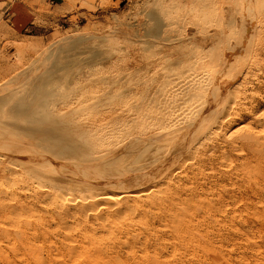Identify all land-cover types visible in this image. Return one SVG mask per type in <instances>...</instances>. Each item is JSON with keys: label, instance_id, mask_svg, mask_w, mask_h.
<instances>
[{"label": "bare ground", "instance_id": "1", "mask_svg": "<svg viewBox=\"0 0 264 264\" xmlns=\"http://www.w3.org/2000/svg\"><path fill=\"white\" fill-rule=\"evenodd\" d=\"M183 1L188 2L171 0L178 7ZM169 17L172 21L163 18L161 32L151 40L154 50L149 53L143 48V65L132 62L131 66L120 68L118 74L108 71L113 75L100 78L98 75L97 79L93 77L88 82L80 80L71 88H57L47 101L34 103L32 97L28 103L19 105L13 117L0 115V227L10 229L22 218L30 220L37 212L33 200L41 197L42 206L48 211L47 227L59 231L70 256H77L79 250L99 239L110 238L111 241V237H116L118 241L128 234L129 228L138 235V240L147 233L145 231L154 232L155 228L164 233L171 232L173 237H167V234L164 237L163 233L160 236L156 232L159 239L155 241L168 244L170 252H174V242L169 239L179 237L176 224L184 222L190 204L196 203L200 210V207L217 208L219 200L213 205L215 196L212 203L205 197L207 193L204 196L199 192L200 186L194 188L196 191L191 184L188 185L192 177L190 180L181 179L177 172L187 164L190 166L184 171L185 177L220 165L229 167L241 156L242 153L234 154L235 150L242 149L236 147L240 143L236 145L234 137L230 140L236 145L232 147L231 144L232 153L222 150L215 157L213 151L212 157L208 155L209 151L218 146L204 145L206 140L218 138L217 134L229 116L240 115L238 119L241 120L232 134L238 132L239 135L245 127L253 133H264V128L256 130L250 123L251 120L260 123V119H264V110L254 115L239 114V109L246 107L243 100L247 98L245 92L252 78L264 71V41L261 40L264 37V0H203L199 7L187 8ZM128 47L130 55H137L133 45ZM120 75L130 76V81L124 82L123 79L118 83ZM247 115L248 121L244 118ZM250 140L247 145L252 142ZM223 141L226 142L225 137ZM259 142L258 138L255 145L259 146ZM256 154L248 159V163L254 162L250 164L253 170L264 163V152L259 150ZM218 167L214 171L217 172ZM227 169L230 173V167ZM197 180L193 181L194 187ZM210 182L215 183V179ZM198 183L200 185V181ZM249 189L252 192L253 187ZM249 210V216L258 217L260 214L258 210ZM148 212L153 216L160 215L154 219L158 221L157 225L153 224ZM76 231L82 233L80 237L74 235ZM136 235L132 234L134 238ZM146 239L137 250L145 258L146 255L151 257L149 262L154 264L159 257ZM184 239L188 236L180 242ZM123 245L128 250L135 249L128 241ZM61 249L55 250L58 257L62 255ZM148 260L144 264H149Z\"/></svg>", "mask_w": 264, "mask_h": 264}, {"label": "rangeland", "instance_id": "2", "mask_svg": "<svg viewBox=\"0 0 264 264\" xmlns=\"http://www.w3.org/2000/svg\"><path fill=\"white\" fill-rule=\"evenodd\" d=\"M63 2L62 9L58 11L52 7V3L46 0H13L11 12L14 13L15 16L12 21L2 19L0 15V115L7 114L13 117V112L19 108V105H23L26 102L28 103L30 98H35H32L35 100L34 103L47 101L52 97V94L58 89L60 90L61 87L68 88L69 86L71 88L73 84H76L80 80L88 82L91 81V79H97L98 75L100 78L101 76H112L113 74L111 75L110 72H116L115 74H118L117 71L121 70L120 68H125L129 65L131 66L132 62H138L139 65H143L144 62L141 61H144L142 60L143 56H145L143 54L144 49L148 50L149 53L154 50V44L151 43V40L153 41V38L158 36L161 32V29L163 28V18L167 19L168 17L170 21L171 17L169 16L187 8H197L203 0L183 1L181 2L182 6L179 7L177 4V6L174 5L171 0H63ZM176 10L177 12H175ZM167 13H170L171 15H167ZM141 37H144L145 40L144 38L142 40ZM261 40L264 41V37H262ZM130 44L135 48L137 55H130V49L128 47ZM145 44L151 45L149 46L150 49ZM97 51L101 53L97 54ZM262 65H264V63H262ZM117 66H119V69H117ZM97 67L98 71L101 70V72L97 71ZM112 69L116 70L112 71ZM140 70L141 68L138 69V72H140ZM103 72L105 73L103 74ZM136 77H139V75L137 74ZM129 78L131 77L120 75L118 83L123 82V79L126 80L124 82H128L130 81ZM66 80H68V82ZM22 89L24 90L22 91ZM245 94L247 95V98L243 100V104L246 107L241 108V110L239 109V114L254 115L255 113L264 110V71L260 73V76L252 78ZM32 99L30 102H33ZM239 117L240 115L229 116L227 121L222 125V131L219 132L220 134H217L218 138L215 140L213 138L212 140L209 139L210 141L206 140L204 143V145L208 144L209 147L213 144L218 146V148L214 147V150L213 148L211 150L209 149V153L207 152L208 155L215 154V157L217 155L219 156L222 150L231 153L232 151L234 152V149L231 150V144L232 147H234L240 143V145L236 147L242 149L235 150L234 154H242L234 160L235 163H230L229 172H232L231 174L228 173L227 168L229 167H222V165H220L221 168H219L220 166H216L212 169L207 168L209 170L206 169L199 173L194 172V175L191 174L188 177H185L184 171L188 170L187 168L190 164L189 166L187 164L186 167L182 165L183 169L180 168V170H182L177 172L178 175L180 174L181 179L190 180L192 177V181L187 180L186 183L189 181L188 185L191 184L193 189H197L200 186V189L198 188L199 192H203L204 196L208 194V196L205 197L210 199L212 203V198L215 196V203H213V205H215L218 200L219 201L216 204L217 208L213 206L211 209L200 207V210L196 203L193 202L194 204H190L187 212H185L186 215L183 218L184 222L182 221L181 224L180 222H177L176 224L178 232L176 235L179 237L169 239L174 242V252H170L168 244L160 243L159 241L156 242L159 237L156 232H159L160 236L163 233L162 235H164V237H166V234L167 237H173L171 232H169V235L167 231L164 233L163 230L155 228L154 232L145 231L147 233L144 235L147 239L142 237L144 236L142 235L141 237L139 236L140 239L138 240V235L132 232L129 228L128 234H125L121 239H118L120 243L116 241V237H113V239L111 237V241L110 238L99 239L93 244L86 245L85 248L79 250L77 256H70L69 249L66 248L67 246L59 235V231H54V229L47 227L46 215L48 211L46 212L44 210V206H42L41 203V197H39L33 200L37 212L33 213L34 216H32L30 220L27 221L22 218L17 225L10 229L9 227L6 229L0 227V264H144L149 257L146 255L145 258V255H141L137 250V247L143 239H146L148 244H152L151 247L154 249L157 257H159L158 261L156 260V263L154 262V264H264V211H261L264 210V163L257 164L258 169L254 166V168H256L254 170L250 165H253L254 162L252 161V163H248V159L251 156H257L256 153L259 152V150L260 152H264L261 151L262 147H264L262 146L264 143H261L264 142V133L255 131L253 133L250 132V129L245 127V130H240L242 131L241 133L239 131V135L241 134L242 136L243 134L244 136H239L238 132L233 133L235 134L234 136L232 132L236 129L235 127H239L241 121L238 119ZM244 118L248 121V115ZM9 119L13 120L12 118ZM260 120L262 123H258L257 121L253 123L254 120H251V126H255L256 130L264 128V125H262L264 124V119L261 118ZM230 133L233 136H231ZM223 137H225L226 142L223 141ZM258 138L262 147L260 145H255V140ZM232 139L237 142L236 145L234 141L230 143V140ZM242 140L245 141L243 142ZM248 140L252 141L249 145H247V143H249ZM221 147L223 148L221 149ZM229 147L230 149H228ZM253 147L261 148L255 150ZM246 153L248 157H245L247 156ZM213 155L212 157H214ZM237 165H240V168ZM246 166L249 168V171ZM217 167L220 172H218V170L217 172L214 171ZM220 169H222V171ZM208 171H210V173ZM241 172L245 173L241 174ZM253 173L254 176H252ZM227 174H230L229 177ZM230 176L232 177L230 178ZM247 176L249 178H246ZM193 177H195V179ZM223 177H225V179ZM193 179L195 182L198 179L195 187ZM200 179L203 182H201ZM214 179L216 184L210 182L214 181ZM216 179H220L219 181L221 183H217ZM229 179L232 181L234 179L235 181L233 182L235 183ZM249 179H251V181ZM199 181L200 185H198ZM243 183L246 185L248 184V186H245ZM225 184L229 186H222ZM230 184L232 186L235 185L232 187ZM249 184H252V192L249 189L251 188L249 187ZM210 185H212V187ZM214 186H219V188H213ZM191 187L189 186L190 189H192ZM201 187H203V190ZM245 187H247V189ZM208 188L211 190L210 192L207 191L209 190ZM213 189H216L218 192L216 193ZM212 191H214L212 193L213 195L211 194ZM38 193V196H40L41 193L39 191ZM222 193L229 195H222ZM241 194L243 196H241ZM234 195L236 197H234ZM230 197L233 201L230 200ZM234 200H236V203ZM237 200L240 201L238 202ZM241 202L243 203L241 204ZM194 206H196V208ZM194 208L195 212L197 210L199 211L196 212L197 215L193 210ZM249 209L258 210L262 216H260V214L258 217L247 215V212L251 211ZM51 210H53V208H51ZM214 212L215 214H213ZM147 214L150 215L149 218L152 216L151 221L154 225H157L158 221L155 220H157L158 217L156 216L160 215L157 213V215L153 216L150 212ZM210 214L211 216H209ZM196 216L198 218H196ZM195 219L197 220L195 221ZM200 222H202L203 225L202 223L200 224ZM205 222L208 223L206 224ZM205 224L207 226H205ZM191 225L193 226V229H195L193 230V233ZM180 228L182 235L180 234ZM186 228H188L187 233L185 232ZM76 232L74 235L80 237L82 233H79L78 231ZM132 234L133 236L136 235L137 238H134ZM183 234L187 235L185 236ZM151 236L153 237L152 241ZM187 236L188 239H184L186 241L183 240V242H180L181 239L187 238ZM112 240L114 241L112 242ZM127 241L135 247L134 250H128L125 248V245L123 244ZM111 242L113 243V246ZM107 244H109L112 249ZM162 245L164 247H162ZM57 248H62L61 257H58L55 254ZM120 248H122V250H120ZM158 248L160 250H158ZM56 257L59 259H56ZM161 258L164 261H162ZM150 260L151 257L148 260L149 264L152 263L149 262Z\"/></svg>", "mask_w": 264, "mask_h": 264}, {"label": "crops", "instance_id": "3", "mask_svg": "<svg viewBox=\"0 0 264 264\" xmlns=\"http://www.w3.org/2000/svg\"><path fill=\"white\" fill-rule=\"evenodd\" d=\"M12 1L0 0V15L2 19L12 21V19L14 18L15 14L11 12ZM46 1L52 3V7L58 11L62 9L64 3L63 0H46Z\"/></svg>", "mask_w": 264, "mask_h": 264}]
</instances>
